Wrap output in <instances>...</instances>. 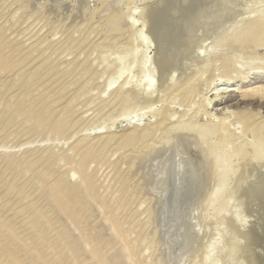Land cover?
Listing matches in <instances>:
<instances>
[{
	"label": "rangeland",
	"instance_id": "1",
	"mask_svg": "<svg viewBox=\"0 0 264 264\" xmlns=\"http://www.w3.org/2000/svg\"><path fill=\"white\" fill-rule=\"evenodd\" d=\"M206 1L0 0V223L47 253L40 261L14 235L16 243L0 235V263L98 264L99 250L105 264H264L253 236L264 187L259 201L239 209L233 184L242 154L203 132L228 119L230 132L257 146L241 118L264 121V100L251 93L264 88V48H229L228 35L207 39L208 24L198 22ZM254 2L234 7L257 19L264 4ZM194 46L217 48V56L199 61ZM225 53L230 62L219 68ZM130 88L135 101L115 97ZM166 110L170 124H192L162 145L161 130L142 161L117 141L85 157L107 131L155 125ZM263 161L255 164L264 171ZM57 179L81 195L87 213L77 220L45 199Z\"/></svg>",
	"mask_w": 264,
	"mask_h": 264
},
{
	"label": "bare ground",
	"instance_id": "2",
	"mask_svg": "<svg viewBox=\"0 0 264 264\" xmlns=\"http://www.w3.org/2000/svg\"><path fill=\"white\" fill-rule=\"evenodd\" d=\"M181 2H182V0H180ZM242 2H243V0H241ZM238 2V0H207L206 1V3L208 4V6L209 7H207V5H206V7H207V10L206 9H204L203 10V12L201 13V15H200V18H199V20H198V22L200 23H202L203 24V22L205 23V25L206 24H208L207 25V34L208 35H206V36H208V38L207 39H209V38H211V37H214V36H217V37H219V38H221V39H224L225 38V36H230V38L227 40V39H225V40H223L224 41V47H226L227 49H228V47L230 48V47H232V48H234L235 49V47H237V48H239V50L241 49V47L245 50V49H247V50H251V49H253V50H259V49H261V48H264V12L263 13H261V11H259L260 12V14L262 15V16H260V17H258V16H256L257 17V19H255L254 17H251L252 15H248V17L249 18H251V20H252V18H254L255 20H253V21H249L248 22V20L246 21V19L248 18V17H246L247 16V14H246V19H245V17H242V8L243 7H240L239 5V7H234V4L235 3H237ZM249 2H251L252 4H253V2H254V0L253 1H249L248 0V3ZM257 2H259V3H263L264 4V0H261V1H256V2H254L255 4L254 5H259V4H256ZM175 3V2H174ZM178 3H179V1H178ZM247 3V5L249 6V4ZM261 3V4H262ZM176 4V3H175ZM238 4V3H237ZM260 4V5H261ZM177 5V4H176ZM183 5V4H182ZM236 5V4H235ZM166 7V6H165ZM164 7V8H165ZM180 7V6H179ZM251 7V6H250ZM255 7V6H254ZM163 8V9H164ZM249 8V7H248ZM260 8V7H259ZM263 8V7H262ZM174 9H176V7L174 8ZM242 9V10H241ZM165 10H166V8H165ZM164 10V11H165ZM164 11H162V12H164ZM174 11V10H173ZM176 11V10H175ZM249 11V10H248ZM250 11H252L253 12V10H250ZM256 11V10H255ZM170 12V11H169ZM258 12V11H257ZM256 12V13H257ZM243 13H244V11H243ZM246 13V12H245ZM244 13V14H245ZM255 13V14H256ZM171 14V13H170ZM170 14H168V15H170ZM252 14V13H251ZM167 15V16H168ZM160 17V20H162V19H164V15L162 14V15H160L159 16ZM245 21H246V23L248 22V24H246L245 23ZM167 22V21H166ZM163 23V22H162ZM204 25V24H203ZM203 25L201 26V27H203ZM247 27H246V26ZM245 26V27H244ZM206 28V27H205ZM205 31V30H204ZM203 31V32H204ZM229 32V33H228ZM204 37V36H203ZM202 37V38H203ZM200 38V37H199ZM199 38H198V40H199ZM206 38H205V40H207ZM213 39V38H212ZM211 39V40H212ZM215 40V39H214ZM227 40V43H228V47L227 46H225V41ZM216 41L218 42V40H217V38H216ZM221 42H222V40H220ZM197 42V41H196ZM200 42H201V40H200ZM216 42V43H217ZM199 43V42H198ZM208 43V42H207ZM203 44V43H202ZM201 44V45H202ZM208 44H210V43H208ZM208 44H206V45H208ZM220 44H223V42L222 43H220ZM194 45V44H193ZM217 45V44H216ZM213 46H215V45H213ZM212 46V47H213ZM221 46V45H220ZM223 46V45H222ZM221 46V47H222ZM210 47V46H209ZM216 47V46H215ZM218 47V46H217ZM194 48H195V46H194ZM204 47H202L201 49L199 48V46L197 47V48H195V51H194V54H195V57H197V58H195V59H199V61L200 60H206V59H211V60H213L217 55V48H211L209 51H205L204 52V50H202ZM223 48V47H222ZM231 48V49H232ZM208 49V48H207ZM217 49V50H216ZM226 49V50H227ZM192 50H193V46H192ZM225 50V51H226ZM229 50V49H228ZM235 50H237V49H235ZM246 51V50H245ZM229 52V51H228ZM227 52V53H228ZM231 52V51H230ZM238 52V51H237ZM236 52V53H237ZM247 52V51H246ZM227 53H225V55L227 54ZM193 54V53H192ZM228 55V54H227ZM224 56V57H222V58H220L219 59V64L220 65H218V67L219 68H221V66L224 68L226 65H228L227 63L228 62H230L229 60L231 59L230 57H229V55L228 56ZM234 55H235V52H234ZM233 55V51H232V56H234ZM253 55V54H252ZM236 56H238V55H236ZM235 56V57H236ZM256 56V55H255ZM235 57H232V58H234L235 59ZM249 57V56H248ZM253 57V56H252ZM194 58V57H193ZM213 58V59H212ZM218 58V57H217ZM238 58V57H237ZM248 59H250V58H248ZM254 59H256V58H254ZM196 60V61H197ZM193 61H195V60H193ZM251 61V60H250ZM208 62V61H207ZM233 61H231V63H232ZM235 62H236V60H235ZM234 62V63H235ZM264 62V61H263ZM204 64H205V61L203 62ZM201 64V63H200ZM248 64V63H247ZM215 65V64H214ZM213 65V66H214ZM249 65H251V63L249 64ZM202 66V65H201ZM236 66H238L237 64H236ZM205 67V66H204ZM203 67V68H204ZM207 69V68H206ZM215 69V68H214ZM238 69V67L236 68V70ZM215 70H217V69H215ZM221 70V69H220ZM224 70V69H223ZM223 70H221V71H223ZM232 70V69H231ZM240 70V69H239ZM219 71V70H218ZM234 71H235V69H234ZM207 72V71H206ZM229 72V71H228ZM202 73H204V72H202ZM210 73V72H209ZM233 73V72H232ZM236 73V72H235ZM234 73V74H235ZM239 73V72H238ZM200 74V73H199ZM205 74H207V73H205ZM212 74V73H211ZM216 74H217V71H216ZM200 75H202V74H200ZM210 75V74H209ZM225 75V74H224ZM236 76H237V73L235 74ZM239 75V74H238ZM195 76H197L196 74H195ZM213 76H214V74H213ZM230 76V75H229ZM197 77H199V75L197 76ZM202 77V76H201ZM205 77H206V75H205ZM212 77V76H211ZM224 77V76H223ZM196 78V77H195ZM209 78V77H208ZM214 78V77H213ZM228 78V77H227ZM193 79V78H192ZM217 79V78H216ZM230 78H228V80H229ZM231 79H232V77H231ZM234 79V78H233ZM256 80V79H255ZM190 81V80H189ZM212 83H213V81L212 80H210ZM194 82V81H193ZM192 83V82H191ZM199 83V82H198ZM197 83V84H198ZM186 84H187V82H186ZM209 84V83H208ZM211 84V83H210ZM184 85H185V83H184ZM184 85H183V87H181L182 86V84H181V86H180V89H182L183 91L186 89V87H184ZM187 85H189V84H187ZM192 87V86H191ZM191 87H190V89H191ZM193 87H195V86H193ZM209 87V86H208ZM124 88V87H123ZM123 88H121L122 90H124ZM198 88V87H197ZM257 88V87H256ZM121 89H119L118 91H117V93H116V98H118V99H120V97H122L123 95L125 96L124 98H125V100L127 101H125L126 103H128V104H130L131 102H133V101H135L134 100V98H135V96H137V94H136V92H135V90H131L132 88H130V91L128 92V94H127V96L125 95V92H126V90H125V92H124V94L122 93L123 91L121 90ZM179 89V88H178ZM193 89V88H192ZM149 90V89H148ZM228 90V89H227ZM180 91V90H179ZM223 91V90H222ZM234 92L236 91V89L235 90H233ZM252 91V90H251ZM250 91V92H251ZM177 92H178V90H177ZM192 92H193V90H192ZM191 92V93H192ZM247 92V91H246ZM249 92V91H248ZM244 93V92H243ZM252 93V95L254 94L255 95V98H256V96L257 97H259V95H260V99H263L264 100V88L262 89H257V90H255V91H253V92H251ZM251 93H247V94H245V96H250L251 95ZM136 94V95H135ZM227 94V93H226ZM257 94V95H256ZM221 95V94H220ZM252 95H251V97H252ZM244 96V95H243ZM123 98V97H122ZM117 99V100H118ZM136 99V98H135ZM116 99H115V101H117ZM223 100V99H222ZM257 101H259V100H257ZM263 102V101H262ZM113 104V103H112ZM115 104V103H114ZM126 105V104H125ZM207 106H208V104H206ZM127 106V105H126ZM206 107V106H205ZM209 107V106H208ZM210 111V110H209ZM171 112V111H170ZM170 112H168L167 110L162 114V116L160 117L161 119H160V121L159 122H157L155 125H153V124H149V123H146V125H141V124H139V123H132V127H130L129 129H128V131L127 132H125L123 135H121L120 134V136L118 135H115V134H112V130H109V131H107V135L106 136H103V137H101L100 139H98V141H96V142H94V143H90L89 145H88V148H87V154L85 155V157H87L89 154H91V155H93L94 154V152H98L99 150H101L104 146H105V148H106V145H108L109 143H112L113 141H117V142H120V143H122V145H123V147L125 148V145H127L128 147H131V149H133V156L135 155V156H137L138 155V157L139 156H141V157H139L138 159L139 160H143L144 159V157H147L146 155H148L149 153H150V148H151V146H153V145H157L156 143L158 142V141H160L161 142V140L163 141L162 143H160V145H162V144H164V143H166L167 141H168V139H169V136L173 133V132H176L177 130H179V129H186V128H190V126H189V124L191 123L192 124V122L190 121L189 123H188V126H187V123L185 124V123H182V122H179V123H177V124H170L171 123V121H172V113H170ZM205 112V111H204ZM198 113H199V111H198ZM209 113V112H208ZM211 113V112H210ZM206 114V113H205ZM204 114V115H205ZM174 115V114H173ZM214 116V115H213ZM209 117H211V116H209ZM215 117V116H214ZM232 117V116H231ZM212 118V117H211ZM225 118H228V117H225ZM186 119V118H185ZM216 119H219V118H216ZM215 119V120H216ZM222 119H224V118H222ZM181 120V119H180ZM220 120V119H219ZM227 120L228 119H226V120H223V122H221L222 120H220V122H219V124L218 123H208L207 124V126H206V129H205V131H204V129H203V132H205V134H208V135H216V136H219V139H220V141H221V145H234V146H236V151L232 148V150L233 151H235V154L234 153H232L233 151H231V153L232 154H234L233 156H235L236 155V153H238V155H240V154H242V157H243V163H242V165H241V167H240V169L237 171L236 170V173L235 174H237V176H236V183L235 184H233V185H235V187H234V194H233V199L234 198H236L235 200H236V202H238V204H239V209H241V208H243L244 210L245 209H247L248 208V206H250V204H252L253 202H255L256 200H258V199H261L262 198V196H264V194L261 192V188L262 187H264V171L263 170H261L260 169V166L258 167V165H256L258 162H259V160H264V155H263V151H264V141L262 140V131L264 130V121H260V122H258L257 120H255V119H253L252 117H243V118H241V120H244V125L243 126H245L244 127V131H245V133H253L254 134V136H255V140L257 139H259V143L260 144H258V142H256L257 143V146H255V143L252 141V143L254 144V145H251V140L249 141L250 142V144L248 143V141L246 142V141H244V140H242L241 139V137H238V136H236V135H234L232 132H230L229 130H228V128H227V126H228V124H225L224 123V121H226L227 122ZM218 121V120H217ZM116 122V121H115ZM239 124V123H238ZM206 125V124H205ZM227 125V126H226ZM193 126V125H192ZM203 126V125H202ZM203 127H205V126H203ZM102 127L100 126V127H96L95 129H94V131H98V130H100ZM243 128V127H242ZM163 129H166V131L164 132V134H163V136H162V139L161 140H158L159 138H158V133L161 131V130H163ZM163 132V131H162ZM93 133V132H92ZM104 133V132H103ZM161 133V132H160ZM159 133V134H160ZM244 135V134H243ZM264 135V134H263ZM246 136V135H245ZM253 136V135H252ZM253 138V137H252ZM246 140H247V137H246ZM253 140V139H252ZM263 141V142H262ZM31 144V143H30ZM29 144V145H30ZM25 145H27V144H25ZM25 145H23V146H21V147H24ZM249 145H251V146H253V150H251L250 152H249V150L248 149H250V147H249ZM109 146V145H108ZM119 146H121L120 144H119ZM126 146V147H127ZM226 146V147H227ZM230 146V147H231ZM104 148V149H105ZM157 148V147H156ZM228 148H229V146H228ZM104 149H103V151H104ZM152 149V148H151ZM231 149V148H230ZM147 150H149V153L147 152ZM147 152V153H146ZM145 153H146V155H145ZM132 154V153H131ZM228 155V154H227ZM127 156H129L128 158H126ZM127 156H125V158L126 159H131L130 157H132V156H130V153L127 155ZM232 156V155H231ZM230 155H229V157H231ZM134 158V157H133ZM132 158V159H133ZM125 159V161H126V163H128L127 161L128 160H126ZM136 160V161H139V160ZM134 160V161H135ZM241 160V159H240ZM131 161V160H130ZM134 161H133V163H134ZM132 162V161H131ZM242 162V161H241ZM264 162V161H263ZM256 163V164H255ZM129 164H130V162H129ZM264 165V164H263ZM131 167V166H130ZM83 168H84V166H81V170H83ZM166 170V169H165ZM163 173V172H162ZM164 174V173H163ZM165 176V175H164ZM215 179H216V176L214 177ZM213 178V179H214ZM218 179H219V177H217V180H214L215 182L214 183H217V181H218ZM58 180V179H57ZM84 181L86 182V183H90V179L87 177V176H85V178H84ZM50 186V185H49ZM263 191H264V188H263ZM232 192V191H231ZM233 193V192H232ZM260 194H263L262 196H261V198H260ZM81 195L79 194V193H77V191L75 190V188L73 189V187L71 188L70 186H67L66 184H65V181L63 180V179H59L57 182H55L50 188H49V190L47 191V193H46V195H45V199H47V200H49L50 201V203H51V205H53L54 206V210H57L60 214H62V215H64V216H67V217H69L70 219H72V220H77L78 218H80V216H83V215H85L86 213H87V210H85L84 209V204H83V202L81 201ZM231 199H232V197H231ZM235 200H233V201H235ZM259 201V200H258ZM257 202V201H256ZM255 202V203H256ZM262 202V205H264V200H262L261 201ZM235 204V203H234ZM228 205V204H227ZM236 205V204H235ZM226 206V205H225ZM227 208H228V206H226ZM226 207H224V209H226ZM255 207V206H254ZM223 209V210H224ZM242 209V210H243ZM251 209V208H250ZM260 210H261V207H260ZM264 210V209H263ZM262 210V211H263ZM262 211H260V212H262ZM55 212V211H54ZM259 212V211H258ZM245 213H247V211L245 212ZM262 213H264V212H262ZM248 214V213H247ZM258 215V214H257ZM251 216V215H250ZM251 218H252V216H251ZM256 218V217H255ZM256 222L254 223L255 224V226L253 225V236L254 237H256L257 239H258V241H259V243L261 244V246L264 248V215H262V216H259L258 218H257V220H255ZM47 224V223H46ZM49 226V225H48ZM232 226H234V225H232ZM232 226H230L231 228H233ZM238 226V225H237ZM237 226L236 227H234V229L235 230H239L238 228H240V227H238L237 228ZM230 227H228V228H230ZM36 228H39V226L37 227V226H34V229H36ZM237 228V229H236ZM37 230V229H36ZM228 231H231V230H229L228 229ZM234 231V230H233ZM237 231H235V232H237ZM12 232H14V231H12L10 228H9V226H6L5 224H3V223H0V235H1V237L2 236H4V237H7V238H10L11 239V241L13 242V243H16V239H18V240H20V241H22L23 243H24V247L26 248H29V249H31V250H35V256L37 257V259H39L40 261H44L45 262V260H46V255H47V253H45L44 252V250H42V249H40V248H38V244H33V243H29L28 242V240H25L24 238H21V237H19L18 235H16V234H12ZM241 232V231H240ZM240 232H239V234H240ZM3 235H2V234ZM230 232H228L227 233V237L229 238V236H230V234H229ZM234 233V232H233ZM14 235V237L16 238L15 240H13L12 238H11V236L12 235ZM235 234V233H234ZM233 234V235H234ZM239 234H238V232L236 233V235L235 236H239ZM243 234V233H242ZM229 235V236H228ZM232 236V235H231ZM230 236V237H231ZM240 236H241V234H240ZM248 236V235H247ZM251 236V235H250ZM249 236V237H250ZM3 237V238H4ZM244 237H245V234H244ZM248 237V238H249ZM236 237H233V238H231L229 241H231L232 239L233 240H236L235 239ZM238 238H240V237H238ZM247 238V237H246ZM245 238V239H246ZM248 238L246 239V240H248ZM241 240H244L243 238L241 239ZM228 241V242H229ZM227 242V244H230V245H227V246H231L232 244V242L230 243H228ZM235 244V242L233 241V245ZM226 247V246H225ZM232 247V246H231ZM234 247V246H233ZM227 249H228V247H226ZM225 248V249H226ZM232 249H235V247L234 248H232ZM227 251H229V249L227 250ZM231 251V250H230ZM229 251V253H231L232 254V251L230 252ZM234 251V250H233ZM227 253V252H226ZM227 255L228 254H226V257H227ZM230 256V255H229ZM228 256V257H229ZM251 256V255H250ZM93 257H94V260H96L97 261V263L98 264H105L104 263V261H103V257H102V254H101V252L99 251V250H94L93 251ZM253 257V256H252ZM252 259V258H251ZM254 259V258H253ZM247 260V259H246ZM247 261H249V260H247ZM253 261H255V260H252L251 262H253ZM243 263V262H242ZM247 263V262H246ZM249 263V262H248ZM0 264H2V263H0ZM6 264V263H5ZM253 264H255V263H253Z\"/></svg>",
	"mask_w": 264,
	"mask_h": 264
}]
</instances>
